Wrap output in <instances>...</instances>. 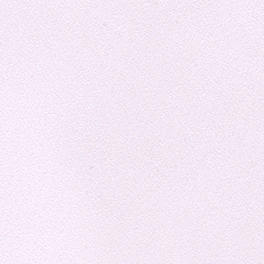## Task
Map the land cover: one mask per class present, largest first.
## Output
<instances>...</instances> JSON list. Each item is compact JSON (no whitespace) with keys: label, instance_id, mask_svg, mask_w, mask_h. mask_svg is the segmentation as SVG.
Instances as JSON below:
<instances>
[{"label":"snow or ice","instance_id":"obj_1","mask_svg":"<svg viewBox=\"0 0 264 264\" xmlns=\"http://www.w3.org/2000/svg\"><path fill=\"white\" fill-rule=\"evenodd\" d=\"M0 264H264V0H0Z\"/></svg>","mask_w":264,"mask_h":264}]
</instances>
